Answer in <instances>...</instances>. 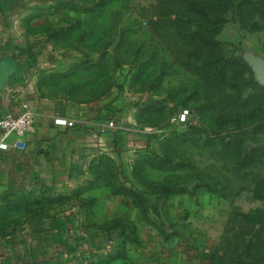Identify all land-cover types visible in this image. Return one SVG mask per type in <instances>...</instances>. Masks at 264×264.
<instances>
[{
  "label": "rangeland",
  "instance_id": "1",
  "mask_svg": "<svg viewBox=\"0 0 264 264\" xmlns=\"http://www.w3.org/2000/svg\"><path fill=\"white\" fill-rule=\"evenodd\" d=\"M70 4L66 78L43 95L97 107L112 147L33 219L74 210L76 264L264 261V0Z\"/></svg>",
  "mask_w": 264,
  "mask_h": 264
},
{
  "label": "crops",
  "instance_id": "2",
  "mask_svg": "<svg viewBox=\"0 0 264 264\" xmlns=\"http://www.w3.org/2000/svg\"><path fill=\"white\" fill-rule=\"evenodd\" d=\"M70 3L77 0H0V118L26 108L36 112V131L23 138L26 148L0 149V264L79 262L74 210L60 206L33 219L37 209L21 201L83 182L91 158L112 147L113 129L102 131L108 119L97 107L43 95L53 74L64 70L66 15L75 13ZM59 39L60 52L53 47ZM58 118L73 124H57Z\"/></svg>",
  "mask_w": 264,
  "mask_h": 264
},
{
  "label": "built area",
  "instance_id": "3",
  "mask_svg": "<svg viewBox=\"0 0 264 264\" xmlns=\"http://www.w3.org/2000/svg\"><path fill=\"white\" fill-rule=\"evenodd\" d=\"M188 111H181L178 115V120L185 121ZM56 123L60 125H72L71 120L58 118ZM113 127L112 122L102 126V131L105 132ZM36 131V112L34 109L26 108L18 115L7 114L0 118V149L8 150L10 148L22 150L26 148L25 136L33 134ZM12 135H16L19 139L9 142ZM22 264H38L37 262H27Z\"/></svg>",
  "mask_w": 264,
  "mask_h": 264
},
{
  "label": "trees",
  "instance_id": "4",
  "mask_svg": "<svg viewBox=\"0 0 264 264\" xmlns=\"http://www.w3.org/2000/svg\"><path fill=\"white\" fill-rule=\"evenodd\" d=\"M191 5H192V8L195 10V11H197V12H199V13H201L202 15H204V16H207L208 15V10L207 9H205V7L204 6H200V5H198V4H196L195 2H191ZM100 6H102V4H100V2H96L95 4H94V6L92 7V8H89L88 10H89V12H95V10L98 8V7H100ZM69 28H66L65 29V32H64V34L66 33V31L68 30ZM69 31V30H68ZM94 66H90V67H87V68H85V70H90V69H92ZM84 70V69H83ZM74 71L77 73V72H81V66L80 67H77L75 70L74 69H72L67 75H71V74H73L74 73ZM66 78V74L65 75H63V73H58V74H56V73H54L53 74V76L50 78V82H55V80H59V79H64V77ZM19 202H20V200H17L16 201V203L15 204H13V205H18L19 204ZM23 204L22 205H26V206H28V205H30L31 207H37V205H39V203L41 202V200H39V198H37V197H33V198H31V200H22L21 201ZM7 205H9V204H7ZM250 264H264V261H262V262H260V261H250Z\"/></svg>",
  "mask_w": 264,
  "mask_h": 264
},
{
  "label": "water",
  "instance_id": "5",
  "mask_svg": "<svg viewBox=\"0 0 264 264\" xmlns=\"http://www.w3.org/2000/svg\"><path fill=\"white\" fill-rule=\"evenodd\" d=\"M255 72H256L257 75H259V76H261L263 78V83L262 84H264V66L261 67L260 69H257V70L255 69Z\"/></svg>",
  "mask_w": 264,
  "mask_h": 264
}]
</instances>
